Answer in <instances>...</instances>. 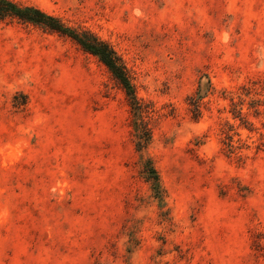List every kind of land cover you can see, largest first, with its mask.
<instances>
[{
	"label": "rangeland",
	"instance_id": "374dc122",
	"mask_svg": "<svg viewBox=\"0 0 264 264\" xmlns=\"http://www.w3.org/2000/svg\"><path fill=\"white\" fill-rule=\"evenodd\" d=\"M15 1L107 42L141 109L0 22V264H264V0Z\"/></svg>",
	"mask_w": 264,
	"mask_h": 264
},
{
	"label": "trees",
	"instance_id": "16d2710c",
	"mask_svg": "<svg viewBox=\"0 0 264 264\" xmlns=\"http://www.w3.org/2000/svg\"><path fill=\"white\" fill-rule=\"evenodd\" d=\"M16 20L22 23H30L42 28L64 34L73 39L83 50L97 56L106 66L117 83L122 86L128 96L133 109H141L135 96V89L130 81V76L115 50L105 41L86 30H77L66 26L61 20L50 15L31 4H22L15 0H0V22ZM141 140H147L148 130L143 128ZM146 174L152 188L159 192L158 175L154 168L148 166Z\"/></svg>",
	"mask_w": 264,
	"mask_h": 264
}]
</instances>
